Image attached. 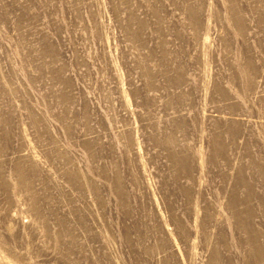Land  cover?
<instances>
[{
    "label": "rangeland",
    "instance_id": "rangeland-1",
    "mask_svg": "<svg viewBox=\"0 0 264 264\" xmlns=\"http://www.w3.org/2000/svg\"><path fill=\"white\" fill-rule=\"evenodd\" d=\"M0 264H264V0H0Z\"/></svg>",
    "mask_w": 264,
    "mask_h": 264
},
{
    "label": "bare ground",
    "instance_id": "bare-ground-1",
    "mask_svg": "<svg viewBox=\"0 0 264 264\" xmlns=\"http://www.w3.org/2000/svg\"><path fill=\"white\" fill-rule=\"evenodd\" d=\"M246 77H248V74H249V71L247 69H244V71L242 72ZM180 79L177 77L176 78V82H179ZM212 151H213V155L214 156H218L222 153L223 149H222V146L220 145V143L218 142V140L216 138L213 139L212 141ZM184 168V167H183ZM184 171V169H182ZM238 171V170H237ZM81 176V175H80ZM235 177V176H234ZM65 178V177H64ZM79 175H78V172H72L68 175H66V181L68 179L69 182H77L79 179ZM240 177L236 179V182L237 184H240ZM80 182V181H78ZM82 181L80 182V185H81ZM71 184V183H70ZM78 184V183H77ZM72 185V184H71ZM74 186V185H73ZM82 186V185H81ZM92 189H90L91 191ZM33 203L31 204L30 206V210L31 212L35 213L36 215H39V212L40 210L38 209V206H37V202H36V199L33 198L32 199ZM241 223H243V221H241ZM113 257V256H112Z\"/></svg>",
    "mask_w": 264,
    "mask_h": 264
}]
</instances>
